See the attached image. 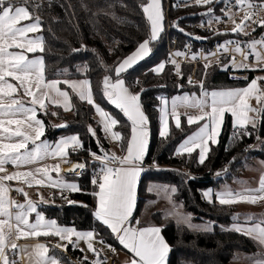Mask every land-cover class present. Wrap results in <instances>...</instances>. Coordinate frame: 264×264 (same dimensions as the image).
Listing matches in <instances>:
<instances>
[{"label":"snow or ice","instance_id":"obj_1","mask_svg":"<svg viewBox=\"0 0 264 264\" xmlns=\"http://www.w3.org/2000/svg\"><path fill=\"white\" fill-rule=\"evenodd\" d=\"M183 2L185 5L194 3L197 6L222 3L224 7H221L220 12L223 17L232 21L233 34L250 36L251 33L247 31L250 26L254 25L252 32H255L257 27H264V18H258L259 13L264 11V0H183ZM112 6L114 5H109ZM179 6V3L173 5ZM42 7L43 0H0V264H18V259L11 257H19L21 252L27 256L31 264H62L60 257L50 254V248L46 243L37 242L31 247L23 248L16 243L20 239L38 240L40 237H57L61 242L66 241L52 246L61 251H67L68 245L76 248L79 242L84 241L88 251L96 257L90 264H106V261L101 259L102 250L96 249L93 244V241L100 237L95 228L78 230L74 225H60L57 219L47 218L45 213L39 210L41 204L48 203L42 195L39 201L34 202L23 187L12 189L6 183L17 181L28 187H51L59 190L60 198L68 205L77 203L68 199L65 193L81 192V187L75 182L65 180L61 173L63 171L79 176L86 170L87 162L70 161L72 154L84 149V142L78 133L61 136L55 141L42 139L45 137L47 126L44 120L39 118L40 114L45 116L49 114V105L62 107L64 111L73 110L71 94L94 108L100 118L98 122L100 131L105 134V138L120 142L125 152L122 157L110 154L103 148L97 129L91 124L87 126V132L96 140L100 153L87 150L91 160L98 162V170L91 179V184L96 189L91 193L96 199V207L93 210L95 220L109 229L119 244L132 254L128 264H169L171 247L162 234L163 226H142L139 219H135L133 223L142 175L150 169H160L155 160L152 165L146 164L151 139V122L141 100L145 89L141 87L140 92L133 93L124 78L128 70L151 54V43L156 42L164 32L163 0L146 2L142 0L139 7L148 22L149 36L138 43L133 53L118 60L114 69L106 68V73L111 71L114 75L105 74L101 82L104 100L118 109L128 122L127 136L121 131L114 130L121 121L97 102L93 82L87 77L89 65L86 62L75 67V71L84 76L82 79L67 78L70 75L67 68L60 70L57 78L48 77L44 56L46 43L42 34L44 22L40 14ZM214 12V8L207 7V11L202 13L209 17L207 24L210 27L213 22L218 23L222 20V16L215 15ZM240 12H243V15L237 22L236 16ZM112 15L114 19H118L114 13ZM201 26L203 27V24ZM173 27L185 35H192L180 28L178 22H174ZM215 34L227 35L224 32ZM193 38L207 39L199 36ZM185 48L188 51L170 53L167 61L149 69L151 73L160 75L165 72L166 65L170 64L173 66L174 74L183 79L181 63L177 61V57H190L193 61L202 57L206 61L198 84L193 85L192 77H188V83L200 89L199 95L183 93L171 98L157 97L160 101L156 106L159 113V137L165 141L169 140L172 125L175 129L182 130V117L186 119L189 127L197 125V129L186 135L178 144L173 155L191 157L196 153V162L204 165L213 148L220 143L226 114L233 118V132L230 136L233 143L241 141L244 137H251L253 133L249 129L255 130L264 122L262 83L264 76L252 79L245 87L209 89L205 85V79L208 69L212 67V58L215 57L216 64L225 71L229 68L234 71L264 70V35L260 39L249 41L229 39L219 44L216 51L207 54L192 52L188 45H185ZM82 49L86 50L87 46L81 44L80 48H72L71 52L76 54ZM224 54L232 55L226 63L221 64L220 57ZM235 54L242 56L243 60L237 61ZM249 57L254 58V63H248ZM97 60L103 65L102 59L97 57ZM133 83L140 85L141 82L137 78ZM61 85L65 87L62 88ZM177 87L183 88V85ZM23 97L28 99L25 100ZM253 100L256 101V106L252 105ZM181 108L185 111L180 112ZM188 109L193 111L190 113ZM51 115L56 116L57 112H52ZM67 126V123H63L53 127ZM256 140L264 144L259 135L256 136ZM253 147L249 145L245 151ZM227 150L226 147L225 151ZM47 159L58 162L53 165L44 164ZM236 159L233 157L230 164L235 163ZM62 163L70 164V167L62 169ZM260 164L264 167V161H260ZM7 165H12L17 170L9 173ZM33 165L38 166L30 167ZM227 171L228 168L225 167L215 175L221 177ZM53 172L56 173L55 178L51 174ZM184 175H187L188 179H193L188 174ZM236 182L241 185L239 190L225 184L218 190L208 188L202 191V198L208 204L220 206L256 205L264 202V172H261L257 187L247 186L246 181ZM11 190L22 194L25 202L20 203L12 199L9 195ZM146 191L150 194L155 193L158 200L164 199L168 202L170 207L164 210L162 215L166 219L173 218L178 225L202 233L213 232L217 226L214 221L193 223V214L183 212V205L174 199L178 193L175 185L150 182ZM52 202L54 203V199ZM231 220L230 226L219 225L220 229L249 237L258 246L264 247V217L243 215L242 218V214L237 213L232 215ZM100 242L104 243L102 239ZM108 248L115 252L112 245H108ZM79 250L84 251L83 248ZM88 259L86 255L83 257L84 261ZM249 259L252 264H264V253L255 254Z\"/></svg>","mask_w":264,"mask_h":264},{"label":"trees","instance_id":"obj_2","mask_svg":"<svg viewBox=\"0 0 264 264\" xmlns=\"http://www.w3.org/2000/svg\"><path fill=\"white\" fill-rule=\"evenodd\" d=\"M171 5L167 10L168 0H163L165 14V30L161 37L151 43V54L140 61L133 68L124 74L126 83L130 90L139 91L141 87L145 91L141 95L144 110L150 119L151 139L149 151L146 156V164L152 165L153 160L158 164L160 170L150 169L142 175L138 188V199L136 209L133 213L134 219L142 214V209L146 202L154 197L153 193L146 191L150 182L172 184L178 188V193L174 199L178 204L183 205V210L195 214L194 221L201 222L204 220L214 221L217 225L213 232L202 233L189 230L186 226L178 225L175 220H164L163 211L156 210L152 213V221L163 226V235L171 247L169 254V264H232L234 258L243 254H260L264 253V248L251 238L244 235L222 231L219 225L229 226L232 223L231 217L234 214H240V206H220L219 204H208L202 198V191L205 188L217 186L221 187L226 183L235 182L245 174L246 165L253 163L255 159L264 161V144L256 140L259 135L264 140V122L257 129L252 130L251 137H244L241 141L233 143L230 140L232 135V118L230 114L225 116V124L220 137V143L213 148L209 159L204 165L196 162L197 155L193 153L191 157L175 156L174 149L185 138L197 129V125L188 126L187 121L182 117V130L175 129L172 125V135L169 140H162L159 137V113L156 106L160 103L158 96L171 98L175 95L185 92H198L200 89L196 86L202 77L204 62L181 63V69L184 74L183 79L174 74L173 66L166 65L165 72L160 75L153 74L149 71L153 66L160 62L167 61V24L170 22L171 38L178 39V47L182 48L188 39L194 40V50L198 51L200 47L205 49V54L211 52V48L218 39L226 38H243L246 41L256 39L264 32V27H257L255 32L250 36H241L233 34L231 30L225 32L227 35H217L202 28H196L194 25L206 18L202 15L207 7L214 8V14L220 13L223 4H212L210 6H197L194 3L182 7H173L178 0H170ZM142 0H43V7L40 11L44 22L43 36L45 37L46 51L44 53L47 63V73L49 78H57L60 70L69 69L70 75L67 78H84L83 75L75 71L76 65L86 62L89 65L87 77L93 82L95 98L103 108L116 116L121 124L117 125L114 130L121 131L127 136L129 127L126 118L114 106L104 100L101 93V82L105 74L114 75V72H107L105 69H114L118 60L130 55L135 51L138 43L142 42L149 36L148 22L146 21L139 5ZM146 2V0H144ZM50 3V6H49ZM85 5L87 7H85ZM109 5H114L109 7ZM126 5V6H125ZM116 18H113V14ZM178 22L179 27L183 28L186 33H181L173 27V23ZM207 37V39H194L193 37ZM81 44L87 46L79 53L73 54L72 48H80ZM97 57L103 60V65L99 63ZM230 58V57H228ZM228 58H220L221 64L226 63ZM254 63V58L249 57ZM259 70V69H258ZM247 79H233L229 70L225 71L220 65L216 64V59L212 60V67L208 69V75L205 79V85L209 89H227L242 87L248 84L255 76L257 70H246ZM192 77L193 85L188 83V77ZM139 78L140 85L133 82ZM183 85V88L177 87ZM65 87L64 85H61ZM71 94V90L69 89ZM72 102L74 104L72 115L64 111L62 107L49 105L48 115L40 114L39 118L44 120L46 127L45 137L49 141L58 140L61 136L69 134H79L84 142V149L78 153L72 154V160H82L87 162L88 166L79 176L73 173H61L67 181L73 180L81 187V192H67L68 199L76 201L74 205H68L67 202L60 198L59 190L51 187H25V191L31 190L30 198L36 202L41 195L34 194L37 190L44 191L43 198L48 201L41 204L39 210L43 211L47 218H55L63 226H75L79 230H89L95 228L100 237L114 249H124L122 245L110 233V230L102 226L93 216V210L96 207V199L91 193L96 190L91 184V179L98 170V162H93L89 156L88 149L99 153L96 140L87 132V126L91 124L97 129V135L103 148L108 151L111 144L105 138V134L100 131L98 121L95 118V110L86 102H81L74 94ZM57 112L56 116L51 115ZM67 123L66 128L53 127ZM121 147V143L119 142ZM249 145L254 147L245 151ZM227 147V151L225 148ZM122 149V147H121ZM124 152V150H122ZM236 157V162L231 163L232 158ZM228 168L227 173L221 177L215 175L216 172ZM188 174L193 179H188ZM10 188L14 185L19 186L15 181L8 182ZM20 187V186H19ZM32 189L34 193H32ZM13 190L14 195L17 196ZM18 198H24L18 194ZM54 199V203L52 202ZM25 201V200H24ZM82 205H87L84 207ZM257 217V216H256ZM32 219H34V214ZM143 225V224H141ZM45 240L50 248V254L57 255L61 258L62 264H90L92 260L84 261V254L79 247L73 248L68 245L67 251L55 249L52 246L56 244L57 237H40ZM62 243H66L62 242ZM108 253V252H107ZM106 253V254H107ZM111 253V252H110ZM132 255V254H131ZM107 256V255H106ZM108 257V256H107ZM17 258L18 264L22 260ZM107 258L104 260L107 263Z\"/></svg>","mask_w":264,"mask_h":264},{"label":"crops","instance_id":"obj_3","mask_svg":"<svg viewBox=\"0 0 264 264\" xmlns=\"http://www.w3.org/2000/svg\"><path fill=\"white\" fill-rule=\"evenodd\" d=\"M264 18V17H263ZM264 33V32H263ZM31 35V34H30ZM30 56L32 55V54H29ZM37 55H39V54H37ZM69 79H82V78H69ZM264 83V82H263ZM62 87V86H61ZM63 88V87H62ZM132 91V90H131ZM198 92H200V91H198ZM23 99H25V100H27L28 98L27 97H23ZM253 102V101H252ZM251 102V103H252ZM71 111V110H70ZM70 111H68V112H70ZM190 113L192 112V111H189ZM232 118V117H231ZM232 120H233V118H232ZM98 121V120H97ZM123 155H125V152H123ZM70 161L72 162V163H75V162H80V161H82V160H72L71 158H70ZM260 161H263V160H260V159H255L254 160V162L253 163H250V164H247L245 167H246V169H245V174H243V176H241L239 179H237V180H240V181H246L247 182V186H249V187H257L258 186V181H259V178H260V175H261V172H264V167H262L261 166V164H260ZM58 162V160H53V159H47V160H45L43 163L44 164H47V165H53V164H55V163H57ZM36 166H38V165H33V166H30V167H36ZM7 167V170H8V172L9 173H11V172H13V171H16L17 169H15L12 165H7L6 166ZM61 167H62V169H67V168H69L70 167V164H61ZM20 170H27V169H20ZM62 173H65V172H63L62 171ZM52 174V176L55 178L56 177V173H51ZM66 180V179H65ZM237 180H235V182L234 183H232V185L230 184V183H226L230 188H232V189H234V190H239L240 188H241V185L240 184H238L236 181ZM20 187H22V186H25V187H28L27 185H24V184H22V183H20V182H17V181H15ZM68 182H75V181H73V180H70V181H68ZM6 183H8V182H6ZM75 183H77V182H75ZM9 184V183H8ZM78 184V183H77ZM225 185V184H224ZM223 186V185H222ZM221 186V187H222ZM221 187H217V186H212V187H208V188H212V189H214V190H218V189H220ZM208 188H205L204 190H206V189H208ZM203 190V191H204ZM10 193H11V191H10ZM12 194V193H11ZM154 194V197L152 198V199H150V200H148L147 202H146V204L144 205V207H143V209H142V214H141V216L140 217H138V218H136V219H141L142 218V216H144V214H145V212H146V210H147V208H150V204H154V203H149V201H156V200H158L157 199V196H156V194L155 193H153ZM25 202V201H24ZM167 204H168V202L166 201V200H163V199H159L158 200V202H157V204H156V210H162L163 211V207L165 208L166 206H167ZM168 206L170 207V205L168 204ZM238 206H240L241 208H240V214H242V218H243V215H254V216H257V217H264V202H261V203H258V204H256V205H249V204H238ZM156 210H153L152 211V213H154ZM164 220H166V219H164ZM169 220V219H168ZM135 222V219L133 220V223ZM140 222H141V224H143L142 226H147V225H158V226H161L160 224H158V223H155V222H153L152 220H150V221H148V220H143L142 221V219L140 220ZM201 222H204V221H201ZM232 223H230V225H231ZM229 225V226H230ZM79 230V229H78ZM13 240H15V237H13ZM37 242H40V243H46V241L44 240H40L39 238H38V240L37 239H34V238H28V239H20V240H18V241H16V243H18V245H20L21 246V248H23L24 246H29V247H31L32 245H34L35 243H37ZM57 243H62L61 241H59V239L57 240V242H56V244ZM94 244V247L96 248V249H99V248H97V247H99L97 244H95V243H93ZM78 247L81 249V248H83L84 249V251H83V254H84V256H85V254L87 253V255L86 256H88V258L89 259H91V260H94V259H96V257L93 255L92 257H90L89 255H88V253H91V252H89L88 251V249H87V246H86V242H84V241H81V242H79V244H78ZM264 248V247H263ZM107 252H111L114 256H116L117 257V259H118V262L116 263V264H128V261L132 258V255L130 254H128V252H125V251H123V250H121V249H115V252H113L112 250H110L109 248H107V249H104V250H102V256H101V259H103L104 260V258L106 257L107 258V256H106V253ZM258 254V253H257ZM261 254V253H260ZM252 256H254L253 254L251 255V254H243V255H240L239 257H237L236 259H240V263L241 264H252V261L249 259V257H252ZM20 259L22 260V262H21V264H31V261L27 258V256L24 254V253H20ZM235 259V260H236ZM107 260V259H106Z\"/></svg>","mask_w":264,"mask_h":264},{"label":"built area","instance_id":"obj_4","mask_svg":"<svg viewBox=\"0 0 264 264\" xmlns=\"http://www.w3.org/2000/svg\"><path fill=\"white\" fill-rule=\"evenodd\" d=\"M179 3V7H182L184 6V2L183 0H178L175 4ZM171 5V1L168 0V3H167V10L169 9ZM224 7V5L222 6ZM233 11H235V9H233ZM215 15H220L222 16V13H218V14H215ZM243 15V12H240L237 16H236V20L237 22H239V19L240 17ZM264 17V11H261L259 13V17L258 18H263ZM209 20V18H206L204 20H201L199 22H197L194 27L196 28H202L204 30H207L209 32H212V33H216V32H227L229 31V29H227V26L229 24L232 23V21L228 20L226 17H223L222 16V20L220 22H213L211 27L207 24V21ZM203 24V27L201 26ZM170 22L167 24V48H168V57H167V60L169 58V55L170 53H174L176 51H188L187 48H185V45H188L190 46L191 48V51L192 52H195V53H204L205 54V49L203 47H200L198 51H195L194 50V40L193 39H188L185 44L183 45L182 48H179L178 47V39L175 37V38H171L170 35H169V32H170ZM252 27H254V25L250 26L247 31H252ZM237 40V39H240L242 41H246L245 39L243 38H226V39H218L216 40V42L214 43V45L212 46L211 48V52H214L216 51V48L219 44L223 43L224 41L226 40ZM243 47V45H242ZM230 55L232 54H224L223 56H221L220 58H228L230 57ZM236 56V60L237 61H242L243 60V57L240 56L239 54H235ZM178 62L180 63H193V64H196L198 62H206L202 57H199L198 59H196L195 61L191 60L190 57H177L176 58ZM213 59H216L215 57L212 58ZM248 63H253V61L251 59L248 60ZM230 74H231V77L233 79H244V77H248V72L246 70H233L231 68L228 69ZM236 77V78H234ZM11 193H13V190H11ZM19 193H17V196H18ZM108 257H107V263L106 264H116L118 262V259L116 256H114L112 253L108 252L106 254Z\"/></svg>","mask_w":264,"mask_h":264},{"label":"rangeland","instance_id":"obj_5","mask_svg":"<svg viewBox=\"0 0 264 264\" xmlns=\"http://www.w3.org/2000/svg\"><path fill=\"white\" fill-rule=\"evenodd\" d=\"M207 11V10H206ZM233 23H231V24H229L228 26H227V29H229V30H231L232 28H233ZM262 35H264V33L262 34ZM261 35V36H262ZM261 36H259L258 38H256V39H260L261 38ZM259 76H264V70H258L257 69V71H256V73H255V76H254V78H256V77H259ZM253 78V79H254ZM263 83V82H262ZM247 85V84H246ZM245 85V86H246ZM245 86H242V87H245ZM137 92H139V91H133V93H137ZM185 93H189V94H191V93H196L197 95H199V92H185ZM183 94V93H182ZM178 95H181V94H178ZM176 96V95H175ZM252 105L253 106H256V101L255 100H253V102H252ZM179 111L180 112H184L185 111V109H183V108H181V109H179ZM187 111H193V110H191V109H188ZM68 114H70V115H72L73 113L70 111ZM95 118L98 120V122H99V116L96 114L95 115ZM108 139V141H109V143L111 144V146H110V149L108 150V152L110 153V154H115L116 156H120V157H122L123 156V152H122V149H121V147H120V145H119V142H117V141H114V140H112L111 138H107ZM158 183V182H157ZM170 185H172V184H170ZM17 188V187H19V186H17V185H14L13 186V188ZM31 190L29 189L27 192H30ZM36 192L34 193V191H33V189H32V193H34V194H39V195H42L43 196V194L45 193L44 191H39V192H37V190H35ZM9 195H10V197L11 198H13V195L9 192ZM29 197H30V195H29ZM14 200H16V201H18V202H20V203H24V200H25V198H18L16 195H14ZM164 200V199H163ZM157 202H158V200H156V201H153V203L154 204H150L151 206H150V208H147V210H146V212H145V214H144V216H142V221L143 220H148V221H150V220H152V211L153 210H156V204H157ZM169 208V206H168V204H167V206L164 208H162L163 209V212H164V210H166V209H168ZM182 211L183 212H185V213H191V214H193V216H195V214L194 213H192V212H190V211H187V210H183V208H182ZM163 218L164 219H166L164 216H163ZM140 219V220H141ZM168 219H173V218H171V217H169V218H167L166 220H168ZM174 220V219H173ZM208 221H211V220H204V222H208ZM193 223H202V222H196V221H194L193 220ZM93 243H95V244H97L99 247H97V248H99L98 250H104V249H107L108 248V244L106 243V242H104V243H101L100 242V240L99 239H96V240H94L93 241ZM85 255H87V253L85 254ZM88 255L90 256V257H92L93 256V253H88ZM236 258H234L233 260H232V264H241L240 263V259H236ZM89 260H91V259H89Z\"/></svg>","mask_w":264,"mask_h":264},{"label":"water","instance_id":"obj_6","mask_svg":"<svg viewBox=\"0 0 264 264\" xmlns=\"http://www.w3.org/2000/svg\"><path fill=\"white\" fill-rule=\"evenodd\" d=\"M63 124V123H62Z\"/></svg>","mask_w":264,"mask_h":264}]
</instances>
